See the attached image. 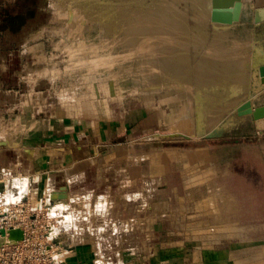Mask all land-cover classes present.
Instances as JSON below:
<instances>
[{"label": "rangeland", "instance_id": "obj_1", "mask_svg": "<svg viewBox=\"0 0 264 264\" xmlns=\"http://www.w3.org/2000/svg\"><path fill=\"white\" fill-rule=\"evenodd\" d=\"M7 3L0 168L42 174L57 240L89 264L264 261V130L238 113L264 103V24L212 0Z\"/></svg>", "mask_w": 264, "mask_h": 264}, {"label": "built area", "instance_id": "obj_2", "mask_svg": "<svg viewBox=\"0 0 264 264\" xmlns=\"http://www.w3.org/2000/svg\"><path fill=\"white\" fill-rule=\"evenodd\" d=\"M34 182L0 168V264H65L68 247L57 240L59 208L52 203L57 197H43Z\"/></svg>", "mask_w": 264, "mask_h": 264}, {"label": "crops", "instance_id": "obj_3", "mask_svg": "<svg viewBox=\"0 0 264 264\" xmlns=\"http://www.w3.org/2000/svg\"><path fill=\"white\" fill-rule=\"evenodd\" d=\"M242 1H243V6H242L240 19L234 21L230 25H232L234 23H239L240 24V23H247V22H253V23L257 24L253 20V16H254V1L255 0H242ZM9 5L7 3V0H0V32L3 29L2 27H6V29H7V25H5L6 23H4V21H2V20L4 18H9L10 17V15H9L10 14L9 13V7L10 6ZM259 23L264 24V21L259 22ZM260 49H263V48L260 47ZM261 64H264V62H262ZM32 121H33V123H29V124L30 125H35L36 121L35 120H32ZM2 133H3L4 137L0 138V140L5 141L6 145H15L16 146V145L20 144V141H18L12 135L11 132L7 131L5 133L4 132H2ZM2 151L3 150H0V165L3 166V164H5V163L9 164V162L11 161V158L10 159H9V157L6 158L5 157L6 153L2 154ZM4 157H5V159H4L5 162H2L1 160ZM28 175H30V178H33L35 180L34 183H35V185L38 186L39 193H42V191H41V189H42V181H43L42 180V174H40L39 171H37V172L35 171V174L30 172V173H28ZM61 241L64 243V245L66 244L65 241H63V240H61ZM88 256H89V253L87 251V246L85 244H79L77 246H69L68 247V253H67V256L65 257L64 262H65V264H89ZM258 260H259L258 262H253L252 260L246 262V260H245L244 263L245 264H247V263L248 264H264V261H263V259H261V257L258 258Z\"/></svg>", "mask_w": 264, "mask_h": 264}, {"label": "water", "instance_id": "obj_4", "mask_svg": "<svg viewBox=\"0 0 264 264\" xmlns=\"http://www.w3.org/2000/svg\"><path fill=\"white\" fill-rule=\"evenodd\" d=\"M242 6V0H212V13L210 18L214 22L231 24L240 19ZM253 20L256 23L264 21V0L254 1ZM259 70L262 81L264 82V64L259 66ZM238 113L251 114L254 118L256 129L264 130V103L254 106L252 100H247L238 108ZM0 144H6V142L0 141Z\"/></svg>", "mask_w": 264, "mask_h": 264}, {"label": "bare ground", "instance_id": "obj_5", "mask_svg": "<svg viewBox=\"0 0 264 264\" xmlns=\"http://www.w3.org/2000/svg\"><path fill=\"white\" fill-rule=\"evenodd\" d=\"M224 23V22H223ZM163 55V54H162ZM168 60V59H167ZM161 61H164V59L162 60L161 59ZM170 62V61H169ZM162 65V64H161ZM168 65V64H167ZM156 70H158V69H156ZM148 80V79H147ZM150 89H151V87H150ZM220 93V92H219ZM215 94H216V92H215ZM217 96V95H216ZM247 114V113H246ZM241 115V114H240ZM57 207V206H56ZM61 206H59L58 208H60Z\"/></svg>", "mask_w": 264, "mask_h": 264}, {"label": "clouds", "instance_id": "obj_6", "mask_svg": "<svg viewBox=\"0 0 264 264\" xmlns=\"http://www.w3.org/2000/svg\"><path fill=\"white\" fill-rule=\"evenodd\" d=\"M137 195H139V194H137Z\"/></svg>", "mask_w": 264, "mask_h": 264}]
</instances>
